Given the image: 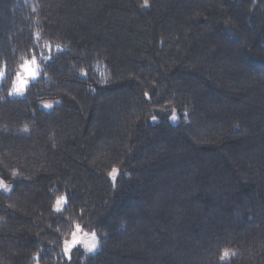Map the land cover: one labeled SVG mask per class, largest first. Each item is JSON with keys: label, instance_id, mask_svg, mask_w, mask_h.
<instances>
[{"label": "trees", "instance_id": "obj_1", "mask_svg": "<svg viewBox=\"0 0 264 264\" xmlns=\"http://www.w3.org/2000/svg\"><path fill=\"white\" fill-rule=\"evenodd\" d=\"M0 63V264H264V0H0Z\"/></svg>", "mask_w": 264, "mask_h": 264}, {"label": "clouds", "instance_id": "obj_2", "mask_svg": "<svg viewBox=\"0 0 264 264\" xmlns=\"http://www.w3.org/2000/svg\"><path fill=\"white\" fill-rule=\"evenodd\" d=\"M21 60L23 61L19 65L21 71H18L12 79L10 87L8 88V96H23L26 93L30 82L40 76V71L38 70L39 66L36 64L35 60L29 61L23 57H21ZM0 76H2V73H0ZM45 76H47V73H45ZM0 99H3V97H0ZM51 106V103L43 104V107L45 108H50ZM27 130L28 128L25 126L24 131ZM10 190L11 188L8 187V191Z\"/></svg>", "mask_w": 264, "mask_h": 264}, {"label": "snow or ice", "instance_id": "obj_3", "mask_svg": "<svg viewBox=\"0 0 264 264\" xmlns=\"http://www.w3.org/2000/svg\"><path fill=\"white\" fill-rule=\"evenodd\" d=\"M33 11H35V9H33ZM49 51H51V47L49 46ZM51 58V57H49ZM29 61H32V60H35L36 61V64L39 66L38 64V60L35 56H33L31 59H28ZM6 70H7V66L3 63H0V73H2V76L5 75L6 73ZM0 76V77H2ZM30 79H34V78H30ZM52 107V106H51ZM50 107V108H51ZM155 119V118H153ZM117 172L116 169H113V173L115 174ZM15 174V173H14ZM0 188H4L6 191H8V187L3 183L2 180H0ZM64 203H67V197H62L60 199H58L56 201V209L57 211L60 210V206L61 204H64ZM80 225H76V229L77 231L80 230ZM96 234L93 233L92 234V240L91 241H86V242H83L84 243V247L87 249L88 252H94L97 248V243H96ZM81 243V240L77 239L76 236H75V233H73V239L71 240V242H65V245H64V254L66 257H68L69 259L71 258V251L74 247L78 246L79 244ZM228 256V253L225 252L224 255L222 256V259L224 257H227Z\"/></svg>", "mask_w": 264, "mask_h": 264}, {"label": "rangeland", "instance_id": "obj_4", "mask_svg": "<svg viewBox=\"0 0 264 264\" xmlns=\"http://www.w3.org/2000/svg\"><path fill=\"white\" fill-rule=\"evenodd\" d=\"M38 70H39V68H38ZM18 71H21V69H19ZM4 78H5V75H3L2 77H0V86H1V84H2V82L4 81ZM38 78H36V79H34V80H32L31 82H30V84L31 83H33L35 80H37ZM29 84V85H30ZM29 87V86H28ZM26 94V93H25ZM25 94L23 95V96H17V95H13V96H15V97H24L25 96ZM52 104V107L51 108H47L48 110H50V109H52L53 107H54V105L55 104H53V103H51ZM0 180H2L1 178H0ZM3 181V180H2ZM3 183L7 186V187H10L11 188V190L10 191H6L4 188H0V190L1 191H3L4 193H7V194H9V193H11L12 191H13V189H14V186L13 185H11V184H8V183H6L5 181H3ZM92 234L93 233H90V232H86V231H83V230H79V231H77L76 230V232H75V236H76V238L77 239H79V240H81V243L78 245V246H76V247H82L83 249H85L86 251H87V249L84 247V243L83 242H86V241H91L92 240ZM96 238H97V240H96V243H97V248H96V250L94 251V252H91V253H95L98 249H99V238H98V236L96 235ZM73 239V235H72V237L69 239V240H67L66 242H71V240ZM76 247H74V248H76ZM73 248V249H74ZM72 249V250H73ZM72 252V251H71ZM88 252V251H87ZM88 253H90V252H88Z\"/></svg>", "mask_w": 264, "mask_h": 264}]
</instances>
